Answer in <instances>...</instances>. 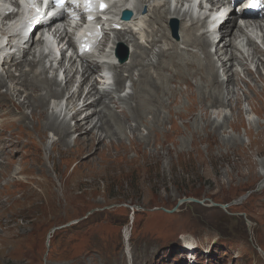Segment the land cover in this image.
<instances>
[{
  "label": "rangeland",
  "instance_id": "obj_1",
  "mask_svg": "<svg viewBox=\"0 0 264 264\" xmlns=\"http://www.w3.org/2000/svg\"><path fill=\"white\" fill-rule=\"evenodd\" d=\"M182 46L179 43L174 48ZM182 50L166 53L175 57L177 79L168 74L170 64L166 65L168 71L161 69L167 73H162L159 82L151 81L156 86L152 94L158 91L160 97L151 96L153 103L141 111L133 110L137 99H129L135 78L112 92L111 103H116L123 126L117 138L113 137L118 127L113 114L112 133L96 130L98 137L104 136L101 142H89L83 133L68 149H59L42 135L38 123L24 127L15 136L0 132V264H154L160 256L164 257L162 264H174V259L179 260L177 264H187L184 246L190 236L200 249V261L205 260L202 249L218 238L209 264L216 260L228 264L237 255L241 256L239 264H264V64L236 73L230 86L221 74L225 80H219L221 86L216 88L213 80L220 73L208 69L206 75H193L196 67L190 69V65H205L203 56L198 50H184L195 56L199 53L197 59ZM158 53L156 63H160ZM236 64L240 67L239 62ZM134 65L146 68L153 64L143 60ZM236 69L234 65L232 70ZM159 75L157 71L156 77ZM147 77L154 80L148 73ZM28 78L25 80L31 81ZM43 79L50 85V80ZM8 83L5 80V87ZM45 84L40 85L45 93L41 90L39 97L46 99L51 95ZM7 90L0 98L11 100ZM154 90L148 86L146 91ZM123 94L126 97L120 98ZM13 127L11 133L15 132ZM24 133L29 136L25 138ZM56 134L61 139L64 136L60 131ZM112 137L114 148H104L103 140ZM238 186L247 192L221 204L232 194L231 188ZM188 193L199 195L197 200L202 204H182L171 215L163 212L174 208ZM90 205H94L91 215L103 207L116 209L111 218L128 217L132 210L141 213L136 216L134 229L128 223L115 227L123 219L104 224L98 215V226L82 232L76 243L71 235L63 237L51 251L35 252L39 257L35 262L31 248L41 249L45 232L58 220L64 221L61 225L77 223ZM239 205H245L249 214L234 213ZM117 231L122 238L132 232L133 243L116 256L103 257L94 243L107 234L116 241Z\"/></svg>",
  "mask_w": 264,
  "mask_h": 264
},
{
  "label": "bare ground",
  "instance_id": "obj_2",
  "mask_svg": "<svg viewBox=\"0 0 264 264\" xmlns=\"http://www.w3.org/2000/svg\"><path fill=\"white\" fill-rule=\"evenodd\" d=\"M143 3L144 2L142 0H140V1H138L137 5L134 6L133 8H131V9L134 12L138 13L139 9H140V7L142 6ZM151 13H152L153 17L148 21V23H154L157 26V29L151 30L150 33L148 34V37L150 38V40L147 42L148 49H145V48L141 47L137 43L136 37L134 36V34H132L131 30L127 29L125 31L120 30V31L114 32V33L117 34V40L122 39V37H127L126 35L130 36L129 39L132 38V46L131 47L134 50L133 54L130 57L129 63L124 65L122 68L124 70H127L129 73H131L133 69H135L137 67H141L142 74H141L140 78L136 82L133 83V85H134V93L132 94L133 97L130 98V96H129V99L132 100V101H133V99H137L136 100L137 103L134 101L136 103V105L134 106V108L133 107L132 108H133V110L135 108H138V109H136L138 111H141L142 109H144V107L149 102L153 103L152 102L153 100L150 98L151 96H156L157 98L160 97L159 96L160 93H158V91H157V93L155 95L152 94V93L156 92V90H154V88L156 86L154 85L155 83L153 84V82H151V81H158L159 82V80L161 78V74L160 73L169 70V69L166 70V68H167L166 65L167 64H170L172 69H174V62L173 61H175V57L169 58L168 57L169 54L167 55L166 53H167V51L168 52L169 51L173 52V51L177 50V48H174L176 45L174 43H172L167 38V31L166 30L164 31L163 24H164V21H165V16H162L159 13V9H157V8H154ZM172 18H174L173 14H169L168 15V19H172ZM250 19L252 20V22H249V21L246 22L248 27H254L255 29H258L260 31H264V26L261 27L259 25V21H261V19H262L261 15L257 14V15H255L254 17H252ZM63 23H65V22L63 21ZM64 27H67V26H64ZM248 27H246V28H248ZM161 29H162V32H163L162 35H161ZM226 29L227 30H226V32L224 34V39H227V40H222L220 42V44L222 42H223V44L221 45V48L218 51L219 54L216 56V61L220 62L219 68L214 67V63L210 60V55L208 54V51H205V49H204V44L201 41H199L197 39H194L196 37L195 35H194V38L192 37V27H187L185 25H182L181 28H180V34L182 36V43L185 45L184 47L185 48H188L190 46H193L191 48H195L196 47L197 50L199 51V53L202 54L203 61L205 62V65L203 64V66L197 65V64H196V66H195V64H191L190 65V63H188L190 65V69H193V68L196 67L195 69H196L197 73L194 71L195 73L193 75H199V72L204 74V75H206L207 74L206 71L208 69H209V71L212 70V72L214 71L213 69H215L218 72V74H219V72H221V74H224L225 78H227V83H229V86H230L231 84H233L234 73H232V71L230 69L233 66H231V67L228 66L227 67V64L229 62H231V61H235L236 60V58H235V56L233 54L234 51H235V46L233 45V42L235 40H237L240 36L243 35V29H240V28L235 26V20L234 19L229 21ZM59 32L61 33L62 36L64 35V37L68 33L65 28H63L62 30H59ZM161 36H163L164 38H162V41L160 42V44H163L164 46L167 47L166 51H164L160 47H157V45L159 44L158 42H159V39L161 38ZM67 44L69 46H71V43L69 41H68ZM149 46H153V48H158V51H159L158 56H159V62L160 63L162 62L161 59H164V61L162 63L164 65L161 66L160 63H156L155 64V66L157 68V71L159 72L160 75H159V77L155 76L154 80H153V78L149 79L147 77V73H146L144 65H141V66L134 65L135 61H142L143 62L144 59L141 58L139 52L143 51V53H145V52L147 53V51H151L153 48L150 49ZM184 50H187V49H183L182 52H184ZM197 50H196V52H197ZM188 51H190V50H188ZM184 53L188 54L189 56H195V55L190 54L189 52H184ZM199 53H198V55H200ZM254 53L252 54V59H253ZM227 54H229V59L227 61H225V58H228ZM197 56H195V57L198 59ZM195 61H196V59H195ZM247 61H248V59H247ZM193 62H194V60H193ZM204 62L200 61L199 63L202 64ZM24 66L27 67L28 69L27 70H23ZM151 66H153V65H151ZM14 67L17 69L18 77H15L14 74L11 71H7L4 75H0V87H5V80H9L10 83H15V85H18V86H15V88H12V89L8 88V90H9V91L7 90L8 91V96H13L15 98H18L22 94H26V92L29 93L26 96H33V94L35 92H41L43 87H41L40 85L41 84H45V82L48 84V86H49L48 88L50 89V91L47 89L49 91V92H47V94L51 95V96L58 95L55 92H53V90L51 89V84L53 86L56 85L55 80H50L51 81L50 85H49V82L44 81L43 76L46 77V75L44 73V70H42L40 72L36 71L34 63H31V62H28L27 60H24V62H22L20 64H18V63L15 64ZM81 67L83 68L82 77H85V79L89 78L93 74V68H91L89 65H87L84 61H82ZM161 69H163L164 71H162ZM180 69H181V67H180ZM221 69L223 70V73H222ZM69 73H70L69 69L66 68L65 71H64V77H65V87H64V89H67L73 83V81H72L73 77H70ZM170 73H172V71ZM210 73H211V71H210ZM172 75H174V74L172 73ZM27 77H29L28 79H31V81L25 80V79H27ZM197 78H198V76H197ZM37 79H39V80H37ZM213 82L215 83V84L214 83L213 84L215 85L216 88H217V86H219L221 84L220 81H219V77L218 76L214 77ZM120 83H121V80L119 79V77H117V84H116L115 89L119 90L121 88L122 84H120ZM139 84H141L142 87L138 88L137 86H141ZM206 84H207V82H206ZM95 85H96V82H95V80H93V83L90 86V90L87 93H85L84 96H83V102L84 103L82 104L81 108L76 113L77 115L85 113V116L80 121V123H77V129H82L83 125H85L86 123H91L93 117H97L98 118L97 122L93 125V127L89 131L86 130L85 132H83L85 134L84 136L88 139L89 142L94 140V139L97 142H101V137H102L101 135L102 134H100V136L98 137L99 131L96 132V130L104 131L107 134L113 132V130H111V123H110V121H112V122L114 121V119L112 117V113L109 110V108L104 105L105 101H103V98L101 96H98L97 91L95 90ZM98 85H100V84H98ZM148 86L153 88L154 91H152V92L146 91ZM81 87H82V85H80V88ZM212 87H214V86H212ZM160 88L161 87H159V89ZM24 89L26 91L25 93H24ZM130 89H131V92H130L129 95H131V93H132V86H130ZM29 91H31V92H29ZM227 91L228 90L226 89V92ZM43 95H41V96H43ZM92 95L93 96L97 95L98 98L96 100H94L93 102L92 101L91 102H87ZM120 96L126 97V94H123V95H120ZM105 97H106V99H108L110 101V103L112 102L108 93L105 94ZM4 98H2V99H4ZM70 99H72V98H70ZM5 100H8V99L5 98ZM25 100L27 102V105H29L31 107H34V108H39L40 106H42L45 103L46 99H45V97H38V98H32V101H30V99L28 97H26ZM215 101L217 102L218 100L216 99ZM99 105H101V106L103 105V109L98 110V108H99L98 106ZM215 105H213V106H215ZM130 106H132V105H130ZM104 110H106L107 113ZM138 111H137V113H138ZM252 111L253 110L251 109V112ZM50 120H52V118ZM50 120L48 121V124H46V126L49 127L55 134L57 132L59 133V131H60L62 134H64V136L62 135V137H63L62 139H64L68 135L69 130L65 126H61V125L57 124L56 116H55V118L52 121H50Z\"/></svg>",
  "mask_w": 264,
  "mask_h": 264
},
{
  "label": "trees",
  "instance_id": "obj_3",
  "mask_svg": "<svg viewBox=\"0 0 264 264\" xmlns=\"http://www.w3.org/2000/svg\"><path fill=\"white\" fill-rule=\"evenodd\" d=\"M242 188L243 187H241V186H238L236 188H234V187L231 188L232 194L230 196H228L225 200H221L220 203L221 204L231 203V202H233L231 200H235V199H238L240 196H243L247 191L245 189H242ZM243 191H245V192H243ZM201 193H202V190H201ZM183 196L185 198H194V199L199 198V195H197L196 193L183 194ZM211 199L214 201L213 198H211ZM112 205H114V204H112ZM112 205H110V206H112ZM93 206L94 205L87 206L86 210L80 214L81 215L80 217H82V218L77 223H75L73 225H70L68 227H65V228H61L59 230H55L51 234V238H50V240H49V242L47 243V246H46V236L50 233V230L52 228H57V227L63 226V225H61V223L64 222V221L61 222L60 220H58L57 223H55L56 220L53 219L52 221L55 223L54 227H51L48 231L45 232L44 239L41 242V244H42L41 249L37 250L35 248H31V250L34 253V258H35L34 261L36 262V261L39 260V257L37 258L35 256V252H38L40 250H43L45 252L47 249H48V252L51 251L55 247L56 243L60 244V241H61V239L63 237H67L68 238L71 235V241L73 243H76L77 242V238L80 236V234L82 232H89V230H91L93 227L98 226V224H97V222H98L97 216L98 215L102 218V220L104 221V224H106L107 222H111V221H113V222H117L118 220L122 221V219H123V222L122 223H120V222L117 223L115 225V227H119V226H121L124 223L125 224H127V223L129 224L130 223L131 229H132V227L134 229V226H135V223H136V216H137L138 213H141L140 211L132 210L130 216L128 215V217L125 216V215H118V216H116V218L115 217L111 218L112 215H113V214H111V212H114L116 210L115 208H113L112 211H111V210H108L107 208L103 207L104 208L103 210L95 211V213L94 214L92 213V215H91V213H89V212L94 209ZM121 210L127 211L126 208H122ZM237 211H239V212H237ZM249 212H250L249 209L245 205L244 206L243 205H239V206H236V212H234V213H243V214L248 215ZM231 213H233V212H231ZM75 231H77V233H75ZM133 239L134 238H133V235H132V232H131L130 243H133ZM94 246L98 250H100V254H102L103 257H106L105 255H107V256H110V255L116 256L117 253L121 249H123L124 244H123L122 237L119 234V231H117L116 241L112 242L111 238H110V235L107 234V235H104V237L101 238V239L97 238L96 242L94 243Z\"/></svg>",
  "mask_w": 264,
  "mask_h": 264
},
{
  "label": "water",
  "instance_id": "obj_4",
  "mask_svg": "<svg viewBox=\"0 0 264 264\" xmlns=\"http://www.w3.org/2000/svg\"><path fill=\"white\" fill-rule=\"evenodd\" d=\"M189 203H199L200 205L202 204L201 202H199L198 200L193 199V198H183V199L178 200L176 206L174 208H172L170 211H168L166 209H162V210H163V212H165L167 214H172V213L177 212V209H178V207L180 205H182V204H189ZM210 206H215V205L210 204ZM218 207L221 208V209H224L225 208L224 206H218ZM54 230L55 229H52L51 232H53ZM50 233L46 236V243L48 242V240L50 238Z\"/></svg>",
  "mask_w": 264,
  "mask_h": 264
},
{
  "label": "snow or ice",
  "instance_id": "obj_5",
  "mask_svg": "<svg viewBox=\"0 0 264 264\" xmlns=\"http://www.w3.org/2000/svg\"><path fill=\"white\" fill-rule=\"evenodd\" d=\"M29 2L31 3L32 0H29ZM56 3H62V0H55ZM254 6V5H253Z\"/></svg>",
  "mask_w": 264,
  "mask_h": 264
},
{
  "label": "clouds",
  "instance_id": "obj_6",
  "mask_svg": "<svg viewBox=\"0 0 264 264\" xmlns=\"http://www.w3.org/2000/svg\"><path fill=\"white\" fill-rule=\"evenodd\" d=\"M12 102H13V100H12Z\"/></svg>",
  "mask_w": 264,
  "mask_h": 264
}]
</instances>
